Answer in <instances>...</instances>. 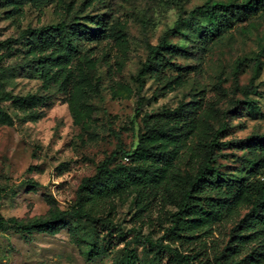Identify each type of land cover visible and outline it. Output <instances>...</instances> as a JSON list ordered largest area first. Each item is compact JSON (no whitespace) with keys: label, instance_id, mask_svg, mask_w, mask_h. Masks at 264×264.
<instances>
[{"label":"rangeland","instance_id":"obj_1","mask_svg":"<svg viewBox=\"0 0 264 264\" xmlns=\"http://www.w3.org/2000/svg\"><path fill=\"white\" fill-rule=\"evenodd\" d=\"M248 1L0 0V42L63 21L105 34L100 43L84 44L79 54L54 57L45 69L41 54H28L22 45L0 51V107L12 119H0V218L42 219L50 202L72 210L82 180L94 176L114 153L118 163L129 164L121 151L136 150L148 127L168 126L161 117L168 111L184 106L185 114L202 123L196 134L182 136L171 171L176 183L172 178L165 183L151 198L149 210L141 209L135 192L107 199L100 215L106 217L111 210L115 227L112 234H90L97 245L92 255L72 238L73 222L53 235L25 233L6 224L0 226V264H127L131 252L134 264H153L150 244L158 241L187 253L201 252L197 263L215 264L216 255L237 236L236 227L247 211L180 246L164 239L168 221L178 211L171 195L185 188L188 173L198 171L216 132L221 143L240 142L217 152L216 167L230 177L262 179L248 167L249 147L257 143L249 139L264 135V7L225 22L189 16L204 5ZM163 39L184 53H170L166 59L188 70L179 72L167 64L142 79L149 46ZM257 58L261 73L255 85L263 84L245 105L241 89L256 75ZM3 93L44 99L29 108L4 102ZM246 257L264 259V233L246 246L241 259ZM160 258L154 264H170L167 252Z\"/></svg>","mask_w":264,"mask_h":264},{"label":"trees","instance_id":"obj_2","mask_svg":"<svg viewBox=\"0 0 264 264\" xmlns=\"http://www.w3.org/2000/svg\"><path fill=\"white\" fill-rule=\"evenodd\" d=\"M264 7V0H249L244 4L204 5L196 8L190 13L189 18L206 16L214 21H223L230 16H239L256 11ZM189 20V19H186ZM172 31L169 34H174ZM105 34L100 29L94 30L81 25H72L66 21L58 25L28 29L23 31L19 38L8 39L0 42V51L7 52L16 45H22L28 54H41L40 64L43 69L46 64L54 60V57L62 58L64 55L79 54L84 44L100 43ZM51 50L47 55V51ZM149 57L140 72L143 79L150 72L161 69L167 64L179 72L188 70L176 63L169 62L166 56L170 53L184 54L181 47L169 45L164 39L157 46H149ZM257 72L249 85L241 89L246 102L249 105V96L257 94L260 85L255 82L261 73V61L257 58ZM240 67L236 69L237 78ZM3 87V75H0V88ZM1 99L4 102L24 104L32 108L44 98L28 96L25 98L14 97L3 93ZM185 107H179L174 111L164 113L168 126L148 127L146 133L141 137L139 146L133 152L121 151L130 160L129 164L119 162L116 159L119 155L114 153L98 166L96 174L84 178L79 187L77 201L72 210H60L53 202L47 217L28 222L15 219L5 220L0 218V226L12 224L25 233H44L53 235L59 230L71 225L70 232L75 243L88 248L92 255L97 245L91 242L92 232H107L112 234L114 221L110 219L111 210L107 216H101L105 208L103 206L107 199L121 197L126 193L135 192L138 201L145 211L149 210L151 198L161 190L171 178L174 159H177L181 144L184 141L182 136L196 134L200 131L201 121L190 118L185 114ZM0 119L12 123L7 112L0 107ZM226 127L220 129L225 130ZM219 131V132H220ZM219 133L214 134L210 143H207L203 152L202 164L198 171L188 173L186 176L185 188L178 187L171 195V202L177 205L178 211L174 213L165 229L164 239L174 244L180 243L184 246L188 241L200 239L209 235L214 226L224 223L241 215L246 210L236 230V237L232 235L231 244L225 248L223 253L216 255L215 264H264V259L256 258L247 261L248 257L241 259L246 246L252 243L256 237L264 233V135L257 136L249 141H257L251 150L249 161V173L259 174L262 179L249 181L244 176L230 177L216 167L217 152L227 147H236L240 142L230 141L221 143L218 139ZM172 149V153L169 150ZM172 154V156H171ZM171 174V177L169 173ZM167 191H169L167 189ZM111 203V202H110ZM79 230H85V234L78 235ZM106 230V231H104ZM91 238V239H90ZM119 238H123L120 236ZM234 241V242H233ZM151 245L150 254L154 253L153 264L161 258L163 252L170 256V264H201L197 263L201 252L187 253L179 247L164 245L163 242H154ZM131 252L127 256V264H134L136 255Z\"/></svg>","mask_w":264,"mask_h":264}]
</instances>
